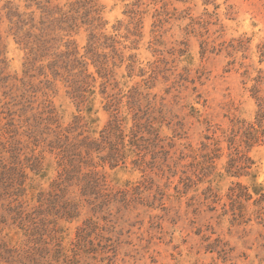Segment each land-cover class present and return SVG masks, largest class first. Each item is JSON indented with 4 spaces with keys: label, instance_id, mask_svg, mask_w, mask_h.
I'll return each instance as SVG.
<instances>
[{
    "label": "rangeland",
    "instance_id": "obj_1",
    "mask_svg": "<svg viewBox=\"0 0 264 264\" xmlns=\"http://www.w3.org/2000/svg\"><path fill=\"white\" fill-rule=\"evenodd\" d=\"M53 9L58 14L48 27L49 44L85 56L86 73L96 83L92 117L99 121L77 134L97 139L110 119L103 108L107 95L122 120L124 103H133L160 147L157 155L141 156L135 166L128 157L114 170L102 167V154H92L114 198L103 206L97 200L100 209L86 208L76 221L62 223L64 247L84 222L94 224L67 262L264 264V139L242 145L240 169L227 172L233 152L223 138L264 115V0H0V151L5 141L19 142L29 157L24 141L48 140L46 112L62 128L77 116L66 83L48 85L46 70L24 67L27 51L19 37L31 27L35 34L45 31L44 12ZM89 103H83L86 110ZM216 140L213 167L193 168L191 152ZM9 156L2 155L5 165ZM54 162L46 154L47 177L35 184L43 190L56 175ZM136 187L141 193L132 192L130 202H115L120 191ZM3 202L2 255L22 239L10 225V201Z\"/></svg>",
    "mask_w": 264,
    "mask_h": 264
},
{
    "label": "trees",
    "instance_id": "obj_2",
    "mask_svg": "<svg viewBox=\"0 0 264 264\" xmlns=\"http://www.w3.org/2000/svg\"><path fill=\"white\" fill-rule=\"evenodd\" d=\"M44 13L48 17L46 32L40 31L35 34L33 32L37 30L31 27L25 31V33L29 31L26 33L27 36L19 37L20 45L27 51L24 67L26 71H32L38 64V70H46L42 75L48 85L57 79L66 83L67 95L78 109L77 116L73 118L71 125L62 128L56 123L53 113L46 112L44 120L47 121L45 130L49 131L48 140L42 137L38 139L29 137L28 141H24L26 145L24 147L29 149L31 154L29 157L23 156L24 151L23 148H19V142L3 143V150L0 151V202L10 201L7 205L10 225L17 229L22 239L17 248L14 246L5 249L3 255L0 247V264H71L67 262L69 254L74 253L76 257L73 250L84 246L94 224L90 219L84 222L83 226L76 230L75 238L71 240L69 246L64 247L62 235L65 229L62 223L70 224L77 220L84 209L89 208L94 212L114 198L111 190L106 193L108 186L104 177L96 171L97 164L94 165L92 154L96 153L97 156L102 154L97 158L99 163L102 167L107 165L109 170H114L120 164H125L128 157L134 158L130 164L135 166L141 156L157 155V152H160L155 135L150 130V124L141 123L135 105L130 101L124 103L127 113L126 120H122L118 116L119 108L111 110L112 103L107 100L109 99L107 95L103 108L109 113L110 119L107 125L96 133L97 139L77 134L82 125L93 127L99 121L93 118L97 111L92 110L95 100V79L86 73V63L83 62L85 56L77 57L78 54L74 51L60 53L58 48L49 44L54 39L51 36L50 39L48 27L55 22L58 11ZM10 16L13 19L14 16ZM69 28L74 29L75 25ZM94 47L90 44V49ZM44 61L46 65H43ZM110 77L108 75L102 79L106 81ZM101 86V94L105 95V83ZM85 95L91 99L90 109L87 110L83 107L84 101L87 100ZM237 134L238 142L235 141ZM223 138L233 152L228 155L226 171L240 169L235 168L237 159H240L239 148L242 145L248 147L264 139V115L260 112L253 123L239 128L230 135L224 134ZM219 142L216 140L211 146L203 145L200 150L192 151L190 159L193 168L213 167V156L219 152ZM35 151L37 156H34ZM3 154H10L9 159L12 162L9 165L4 164ZM46 154L55 160L56 175L49 182L48 189L43 190L35 184L47 177L48 170L43 167ZM21 156L23 160H20ZM245 160L248 161L247 158ZM132 192L141 193V188L130 189L129 193L120 191L115 202H130L134 194ZM97 200L101 201H99L101 206H97Z\"/></svg>",
    "mask_w": 264,
    "mask_h": 264
}]
</instances>
